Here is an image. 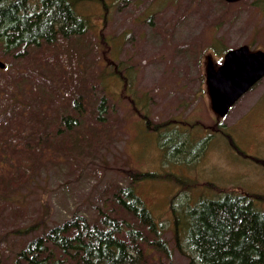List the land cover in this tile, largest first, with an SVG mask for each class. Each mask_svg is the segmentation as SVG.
I'll return each mask as SVG.
<instances>
[{"label":"rangeland","instance_id":"rangeland-1","mask_svg":"<svg viewBox=\"0 0 264 264\" xmlns=\"http://www.w3.org/2000/svg\"><path fill=\"white\" fill-rule=\"evenodd\" d=\"M75 10L86 34L13 61L0 49V264H13L37 231L76 214L95 219L130 183L172 250L151 262L190 264L176 248L174 202L239 192L263 196L255 206L264 211V78L226 116L198 79L209 57L219 65L228 49L264 50V0H85ZM21 71L30 76L18 79ZM81 94L106 98L108 122L87 100L83 125L53 138L54 120L74 115ZM27 102L32 120L17 116Z\"/></svg>","mask_w":264,"mask_h":264},{"label":"trees","instance_id":"trees-1","mask_svg":"<svg viewBox=\"0 0 264 264\" xmlns=\"http://www.w3.org/2000/svg\"><path fill=\"white\" fill-rule=\"evenodd\" d=\"M80 1L85 0H0V49L10 54L13 61L27 57L32 50L59 47V39L70 40L86 34L88 22L75 10ZM49 65L50 59L43 54L39 73ZM29 76L24 71L17 74L20 80ZM39 81L46 83L44 78ZM87 100L94 101L98 122L101 125L108 122L106 98L81 94L74 99V115L67 113L54 120L58 124L53 138H61L63 135L59 133L68 134L83 125L81 119L89 111L84 104ZM29 111L27 102L17 116L32 120L35 113L28 114ZM0 118L5 121L3 113ZM1 143L11 142L6 139ZM5 156L10 159L7 152ZM19 161L23 162L13 164L15 168L27 160ZM151 173L139 174L133 181L156 176ZM255 199L263 201V196L224 192L197 204L174 202L176 248L190 257V264H264V211L255 206ZM110 205L101 208L91 221L76 214L56 226L35 232L13 264H154L153 252L171 257L163 226L134 184L116 186Z\"/></svg>","mask_w":264,"mask_h":264},{"label":"water","instance_id":"water-1","mask_svg":"<svg viewBox=\"0 0 264 264\" xmlns=\"http://www.w3.org/2000/svg\"><path fill=\"white\" fill-rule=\"evenodd\" d=\"M229 3L241 0H226ZM3 69L5 64L0 61ZM264 78V50L252 51L242 45L224 55L223 63L216 68L212 59L207 66L208 90L213 110L226 116L239 99Z\"/></svg>","mask_w":264,"mask_h":264},{"label":"flooded vegetation","instance_id":"flooded-vegetation-1","mask_svg":"<svg viewBox=\"0 0 264 264\" xmlns=\"http://www.w3.org/2000/svg\"><path fill=\"white\" fill-rule=\"evenodd\" d=\"M251 48V47H250ZM252 51H254L253 49H252ZM209 59H212L211 57H209L208 58V62H209ZM224 60V59H223ZM208 62H207V66H208ZM214 62V61H213ZM203 63V61H201V64ZM215 63V62H214ZM223 63V61L219 64V65H216V63H215V67L216 68H218L221 64ZM200 77V78H199ZM198 79H199V83H202V84H204V83H206L207 84V88H208V81H207V69H206V73H204V71L202 70V72H201V74H199V76H198ZM193 80V79H192ZM194 81V80H193ZM183 130V132H185V134H187L186 133V131L188 130H185V129H182ZM204 136H207V135H202V136H200V137H198V140H201ZM177 150H179V151H181V147H178V145H177V148H176Z\"/></svg>","mask_w":264,"mask_h":264},{"label":"bare ground","instance_id":"bare-ground-1","mask_svg":"<svg viewBox=\"0 0 264 264\" xmlns=\"http://www.w3.org/2000/svg\"><path fill=\"white\" fill-rule=\"evenodd\" d=\"M0 61H1V60H0ZM2 62L5 64V67H6L7 64H6L4 61H2ZM5 67H4V68H5Z\"/></svg>","mask_w":264,"mask_h":264}]
</instances>
